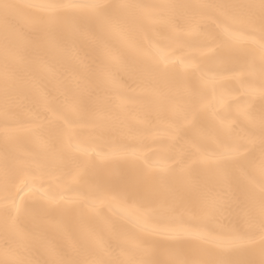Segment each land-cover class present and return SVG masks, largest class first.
I'll return each instance as SVG.
<instances>
[{
    "label": "bare ground",
    "instance_id": "obj_1",
    "mask_svg": "<svg viewBox=\"0 0 264 264\" xmlns=\"http://www.w3.org/2000/svg\"><path fill=\"white\" fill-rule=\"evenodd\" d=\"M27 5L51 0H8ZM70 3L74 0H59ZM105 4L143 3L188 5L187 8L165 10L139 22L128 21L125 31L101 30L91 25L86 34L69 35L57 31V47L44 48L38 59L28 69L25 81L26 98H19L21 124H9L5 144V123L0 112V174L6 150L20 157L37 161L56 158L57 175L53 180L42 175L37 167L21 172L14 180L10 194L29 212L8 217L4 212V186L0 175V253L8 244H19L32 251L34 259L46 258L45 245L68 252L79 238L82 229L95 232L107 244L116 248L114 236L136 237L142 228L176 227L169 222L166 211L167 197L172 188H184L186 206L192 193L188 180L216 187L212 172L193 161L198 157L194 141L209 151L226 150L234 138H249L256 131L258 118L264 111V100L252 89L259 85L257 70L251 72L244 65L247 58L238 61L225 57L223 25L225 20L210 9L196 7L205 4H250L259 0H102ZM119 13V10H114ZM37 10L21 8L11 23L20 30L21 42L35 40L37 31L32 19ZM82 23V22H81ZM3 18L0 17V57L2 49ZM103 38V48L97 46V37ZM213 38L216 44L209 45ZM129 44L147 49H163L169 56L170 75L163 85L146 86L147 64L138 63L129 55ZM214 47V51H209ZM245 50H256L244 42ZM258 52V50H256ZM122 56V66L113 67L107 53ZM183 61V63H181ZM195 65V70L187 65ZM106 71L111 77L103 79ZM80 80L79 85L75 84ZM69 82L80 96L78 110L61 105L50 111L52 102H62ZM247 109L248 116L243 113ZM190 114L191 124L184 119ZM33 116L39 119L33 122ZM90 121H116L114 130L92 131ZM221 122L229 126L225 131ZM112 155L118 162L119 180L131 190H140L139 197L127 201L101 199L93 214L83 211L84 200L95 199L99 193L92 191L96 184L106 185L108 172L99 163L73 179L76 166L83 160L98 161L100 155ZM185 157L188 173L172 168L175 159ZM254 174L259 173V147L253 148ZM168 168V171L161 169ZM147 176V184L143 183ZM29 187L25 188L24 184ZM21 189H23L21 191ZM31 189V190H30ZM61 203L49 208L43 194ZM70 201L71 203H65ZM152 208L150 219L141 213ZM178 214L179 210H178ZM182 227L220 242L229 240L228 230L237 223L235 211H226L214 219L182 213ZM258 247V245H257ZM117 252L119 249H116ZM192 253L193 245H185ZM241 258L255 259L248 255Z\"/></svg>",
    "mask_w": 264,
    "mask_h": 264
},
{
    "label": "snow or ice",
    "instance_id": "obj_2",
    "mask_svg": "<svg viewBox=\"0 0 264 264\" xmlns=\"http://www.w3.org/2000/svg\"><path fill=\"white\" fill-rule=\"evenodd\" d=\"M187 7L191 6L143 3L111 5L103 3L102 0H74L70 3L51 0L46 3L18 5L8 0H0V17L3 18L0 112L3 113L5 123L6 146L11 140L8 136V125L23 123L17 115L22 106L18 100L21 97L26 98L25 81L29 75L28 69L38 59L39 53L44 48L57 47L58 30L69 35L86 34L91 30V25H96L102 31L123 33L128 21L135 23L153 15H162L168 9ZM196 7L210 9L224 18L225 24L222 30L225 39L221 46L226 49L224 53L226 58L235 61L247 58L244 67L254 73L257 70L258 56L259 85L252 91L264 100V0L250 4L221 3ZM21 8L35 9L38 12L31 21L38 33L35 40L21 42L20 30L11 23ZM114 10H119L120 14ZM244 42L253 45L258 52L243 49L241 44ZM96 43L98 47L103 48L102 35L97 37ZM208 43L213 46L216 44L211 37ZM214 50V47L209 48V51ZM107 55L111 66L123 65L122 56L110 52ZM129 55L138 63L148 65L146 86L155 89L156 85H163L169 79L171 59L165 55L163 49H142L129 44ZM187 67L195 70V65L189 64ZM110 77L111 72L106 71L103 79ZM80 83V80L75 81L76 85ZM80 104V96L74 91L73 83L69 82L63 101L52 102L49 110L58 111L63 105L76 111ZM243 114L248 116L247 109ZM38 119L39 116L32 118L33 122ZM184 119L191 124L189 113L184 114ZM89 123L93 132L114 130L117 126L116 121H90ZM221 127L225 131L229 130V126L224 125L223 122ZM257 145L259 147V181L254 174L255 159L253 157V148ZM193 146L198 157L193 163L204 166L212 172L216 187L210 188L206 184L189 179L187 187L192 196L191 203L187 206L184 188L181 186L172 188L167 197L166 211L169 214V222L175 223L176 227L142 228V235L136 237L117 234L114 236L117 241L116 248L107 244L95 232L82 229L79 238L68 252H61L41 241V247L46 249V258L42 260L34 259L28 247L8 244L0 253V264H264V111L258 118V125L252 136L243 139L234 138L231 146L226 150L209 151L195 141ZM57 163L56 158L49 160L45 157L37 161L11 154L6 150L2 174H0L5 191L6 223L13 212L19 216L30 211L26 205L18 204L16 198L10 194L19 173L27 172L35 166L40 169L42 175H48L51 179L58 181L62 177L57 175ZM97 163L107 167L110 182L106 185L92 186L91 190L100 195L95 199L84 200L85 213H95L101 199L123 202L129 197L142 195L140 190H131L119 180L118 162L112 155H100L98 161L89 159L79 162L73 179L83 175L87 169L94 167ZM171 167L179 169L182 173H188L190 166L185 165V157H180L174 160ZM168 170V168L161 169L165 172ZM150 174L149 169L143 183L147 184V176ZM24 187L27 188L29 185L26 183ZM41 193L49 208L58 206L64 200L63 197L57 200L49 196L44 189L39 190L38 194ZM185 210L193 216L206 219H214L226 211H235L237 223L228 230L229 240L220 242L212 235L182 227V213ZM152 213V208H146L141 213V218L147 221ZM185 245H193L194 252H185ZM248 255L256 258H241Z\"/></svg>",
    "mask_w": 264,
    "mask_h": 264
}]
</instances>
